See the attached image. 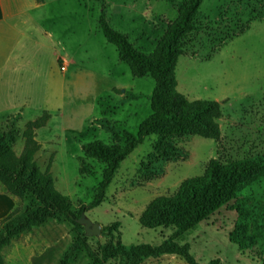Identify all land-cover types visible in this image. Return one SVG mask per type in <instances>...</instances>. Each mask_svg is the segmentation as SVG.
Wrapping results in <instances>:
<instances>
[{
    "label": "rangeland",
    "instance_id": "374dc122",
    "mask_svg": "<svg viewBox=\"0 0 264 264\" xmlns=\"http://www.w3.org/2000/svg\"><path fill=\"white\" fill-rule=\"evenodd\" d=\"M45 1L35 22L51 29L54 41L33 46L31 62L22 65L21 82L0 83V129L15 133L14 155L22 152L26 123L47 112L45 126L35 130L40 147L32 159L40 171L51 174L76 217L84 213L102 228L111 227L121 245L173 241L188 244L201 264L215 258L220 264H264V176L242 200H230L183 234L174 236L173 226L145 228L139 221L152 199L172 194L186 178L202 175L210 159L264 156V0H202L197 30L186 38L185 51L177 59L176 89L191 101H218L219 138L169 139L182 156L165 159L155 153L158 134L151 133L120 162L95 207L88 205L106 163L84 155L82 146L96 140L122 146L125 133L135 134L151 113L154 86L149 75L133 77L116 47L106 41L98 23L101 7L114 30L150 55L184 0ZM11 198L14 214L27 206V200ZM239 210L244 214L239 216ZM104 241L102 234L87 236L83 225L80 229L48 217L12 238L0 255L3 264H58L64 255H70L67 264H93ZM158 263L186 264L178 256ZM105 264L120 263L114 258Z\"/></svg>",
    "mask_w": 264,
    "mask_h": 264
},
{
    "label": "trees",
    "instance_id": "16d2710c",
    "mask_svg": "<svg viewBox=\"0 0 264 264\" xmlns=\"http://www.w3.org/2000/svg\"><path fill=\"white\" fill-rule=\"evenodd\" d=\"M201 2L202 0L178 2L176 17L167 24L150 55L134 48L124 34L114 30L107 22L104 7H101L98 23L106 41L116 47L119 60L128 65L133 77L149 75L154 86L150 96L151 113L140 123L135 134L125 133L122 146L108 145L100 140L82 146L84 155L102 159L106 163L89 207L102 202L120 162L151 133L158 134L155 153L165 159L182 156V150L169 139L192 135L208 139L219 138L218 119L222 114L218 101H191L176 89L177 59L185 51L186 38L197 30L196 14ZM49 118L50 114L44 112L26 123L23 132L24 146L18 156L12 151L15 133L0 129L1 190L28 202L22 212L14 214L15 210H11L0 218V250L12 238L39 226L48 217L66 220L81 229L77 222L79 217L70 210L67 197L55 189L51 174L40 171L32 159L40 147L35 139V130L44 127ZM100 122L109 128L105 120ZM79 161L81 166L84 165L83 157ZM85 166L89 167L88 164ZM263 176L264 156L227 162L210 159L202 175L186 178L172 194L152 199L140 216V224L145 228L173 226L174 236L183 234L230 200H242L244 192L251 185L258 184ZM262 195L264 196V190ZM243 211L247 214L249 209L245 208ZM243 211L239 210V216L244 214ZM101 234L105 241L100 245V259L95 258L93 264H105L114 258H118L120 264H139L148 257H159L162 254H174L186 264H201L190 253L188 244L163 241L157 245L125 246L114 241L111 227L102 228ZM79 245L73 247V256L78 252ZM238 245L241 246L240 243ZM69 256L64 255L58 264H67ZM0 264H3L1 255ZM206 264L220 263L215 258Z\"/></svg>",
    "mask_w": 264,
    "mask_h": 264
},
{
    "label": "crops",
    "instance_id": "0c3cea01",
    "mask_svg": "<svg viewBox=\"0 0 264 264\" xmlns=\"http://www.w3.org/2000/svg\"><path fill=\"white\" fill-rule=\"evenodd\" d=\"M45 5V0H0V83L11 80L21 82L22 65L31 62L30 50L33 46L54 41L52 30L39 27L35 22ZM56 51H52L53 56ZM49 75H52L50 71ZM13 205L11 196L0 190V218L6 216ZM169 256L176 255L148 257L141 264H159L160 259Z\"/></svg>",
    "mask_w": 264,
    "mask_h": 264
},
{
    "label": "water",
    "instance_id": "95a60500",
    "mask_svg": "<svg viewBox=\"0 0 264 264\" xmlns=\"http://www.w3.org/2000/svg\"><path fill=\"white\" fill-rule=\"evenodd\" d=\"M77 222L78 224L83 225L84 232L87 236H97L101 234V225L92 222L84 213L79 216Z\"/></svg>",
    "mask_w": 264,
    "mask_h": 264
}]
</instances>
